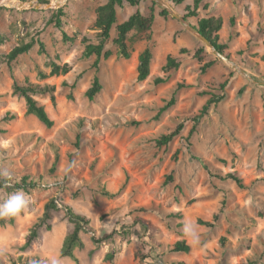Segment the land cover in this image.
<instances>
[{
  "label": "rangeland",
  "instance_id": "374dc122",
  "mask_svg": "<svg viewBox=\"0 0 264 264\" xmlns=\"http://www.w3.org/2000/svg\"><path fill=\"white\" fill-rule=\"evenodd\" d=\"M4 1L0 171L9 175L0 176V204L17 191L30 204L18 216L0 217L2 264H34L36 258L46 264H109L108 253L116 264H264V0H205V8L187 17L190 24L204 16L222 18L219 41L227 60L171 14L160 16L159 4L142 1L137 7L142 12L149 14L153 7L152 28L129 33L127 59L117 53L112 28L105 44L111 55L98 63L102 89L92 101L85 92L96 57L82 52L97 41L92 25L104 0H17L26 7ZM161 1L180 16L192 6L191 0ZM58 10L63 14L55 16ZM134 10L126 3L118 7V23ZM30 39L36 41L33 47L8 62V52ZM146 46L153 59L149 76L139 82L138 52ZM168 55L179 62L177 68L163 69ZM52 61L69 63L70 70L42 78L40 72L48 74ZM208 61L213 64L202 72ZM157 77L164 81L155 83ZM15 82L55 87L54 100L48 93L34 95L53 120L51 127L27 112ZM173 93L175 103L162 111ZM222 94L198 117L208 98ZM179 124L182 131L171 142L155 143ZM205 165L214 175L237 172L244 187L209 174ZM21 177L40 182L14 181ZM58 196L85 214L93 231L80 232L82 245L73 257L62 255L72 224L58 198L51 227L42 228L40 240L23 250L47 202ZM214 214L212 226L199 223ZM186 224L191 235L185 234ZM109 233L112 237L94 242L93 237ZM181 239L191 245L189 252L172 251Z\"/></svg>",
  "mask_w": 264,
  "mask_h": 264
},
{
  "label": "trees",
  "instance_id": "16d2710c",
  "mask_svg": "<svg viewBox=\"0 0 264 264\" xmlns=\"http://www.w3.org/2000/svg\"><path fill=\"white\" fill-rule=\"evenodd\" d=\"M144 0H106L103 4H100L96 7V17L92 25V29H94L97 33V41L96 43H87L84 47L82 52L83 57L88 58L94 55L96 58L93 62V66L95 68V74L91 81L90 86L87 88L85 95L89 100H94L95 96L100 93L102 86L100 82V78L97 74L98 70V63L101 57L108 58L111 55V51L105 49L106 42L111 38V30L115 27L116 36L113 38V43L117 47L118 55L122 56L123 58L127 59L131 56V50L129 49L128 35L130 32H134L135 34L146 33L151 30L153 22H154V13L153 7L149 8V14H143L140 9H135L125 20L118 23L117 21V8L122 7L123 4H128L131 7H138L139 4ZM177 3H181L184 0H175ZM153 5L155 4L152 2ZM192 6L187 5L186 11L187 14H184L183 17L187 20L189 16H196V9L199 7L205 8L207 3L205 0H191ZM63 14L62 10H58L54 15ZM160 16H167L168 12L165 9H161L159 12ZM59 24H57L58 26ZM194 28L198 30V32L204 36L207 40L211 42V44L218 50L220 53L226 56L225 54V45L219 41V31L222 28V18L215 17V16H204L200 17L196 20L195 23H191ZM66 38V35L64 34ZM36 43L34 39H30L29 41L22 42L16 46H14L6 55L7 61L11 62L17 59L23 53L28 52L33 45ZM40 47H43V43L41 41L37 42ZM196 57H199V53L196 52ZM228 57V56H226ZM153 59V54L150 47H144L138 54V65L136 68V80L137 81H144L150 74V66ZM200 59V58H199ZM213 64V61L205 62L201 65L200 70L204 72L208 67ZM179 62L176 59L168 55L166 64L163 69H170V68H177ZM69 63L58 64L55 61L50 62V71L48 74L40 72V76L42 78L53 75H60L65 74L70 70ZM164 79L161 77L155 78V83H161ZM229 79H225L221 84L220 87L222 91L224 90L225 86L228 84ZM63 85H66L65 83ZM55 87L50 85H33L27 84L22 85L20 83H14V92L19 96L23 97L26 105V109L28 113H31L36 116V118L44 124L46 127H51L53 125V120L48 115L47 111L45 110L44 106L38 102L34 98L36 94H50L51 100H54V92ZM223 94L217 96L216 98L210 97L203 105L200 114L206 113L208 107L222 99ZM176 101L175 93L172 94L171 98L164 104L161 108L162 111L166 110L167 108L171 107ZM8 118H12L13 116L10 113H7ZM197 117V118H198ZM183 125L179 124L176 128L168 133L162 134L159 138L155 139V143L158 146L167 145L171 142L176 136H178L182 131ZM209 174H212L211 170L205 165ZM215 177L219 179H230L236 183L238 187H244L243 180L237 172H227L224 176L215 174ZM170 179V176H168ZM4 181V180H3ZM15 182L19 183L20 185H38L40 181L28 179V177H21L19 180H14ZM169 181V180H167ZM2 183V182H0ZM108 193V192H107ZM60 199V203L62 209L65 211L66 216L68 217L69 221L71 222L72 226L71 229L66 233L64 240L62 242L61 253L64 256L73 257V251L76 247L82 245V241L80 238V232L83 230L86 231H93L90 226V219L83 213L78 212L73 209L72 206L62 201V199L58 196L57 198H51L46 206L43 216L40 220L33 225L30 232L27 234L22 249H27L32 246V244L36 241L40 240L41 236V229L46 228L49 229L51 227V222L54 217V211L56 208V201ZM224 202H222L223 205ZM180 215V214H178ZM217 214L213 215V219L211 221H203L199 220L200 224L206 226H212L213 222L216 221ZM112 237V233L105 234L102 237L95 238L93 240L95 243H99ZM191 249V245L186 242V240L181 239L177 240L173 246L172 251L174 252H189ZM106 260L109 264H116L115 257L113 253H108L106 256ZM2 260H0V264H2ZM34 264H46L45 260L36 258ZM142 264V263H139Z\"/></svg>",
  "mask_w": 264,
  "mask_h": 264
},
{
  "label": "clouds",
  "instance_id": "9594fccd",
  "mask_svg": "<svg viewBox=\"0 0 264 264\" xmlns=\"http://www.w3.org/2000/svg\"><path fill=\"white\" fill-rule=\"evenodd\" d=\"M8 171H0V176H8ZM30 201L27 195L22 191H17L9 195L8 199L0 204V217H15L27 210ZM185 234L191 235L190 226L185 225ZM52 264H58V261L53 260Z\"/></svg>",
  "mask_w": 264,
  "mask_h": 264
},
{
  "label": "water",
  "instance_id": "95a60500",
  "mask_svg": "<svg viewBox=\"0 0 264 264\" xmlns=\"http://www.w3.org/2000/svg\"><path fill=\"white\" fill-rule=\"evenodd\" d=\"M154 2H156L157 4H159L162 9L167 10V12L169 14H171V16H173L174 18H176L186 29H188L192 34H194L195 36H197L201 41H203L217 56L223 58L224 60H227L226 56L223 55L222 53H220L218 50L215 49V47L211 44V42L209 40H207L204 36H202L198 30L196 28H194V26H192L183 16H180L179 14H177L175 11H173L170 7H168L167 5H165L161 0H153ZM50 6V5H49ZM232 66L240 73L247 75V73L239 68L237 66V64L232 63Z\"/></svg>",
  "mask_w": 264,
  "mask_h": 264
},
{
  "label": "bare ground",
  "instance_id": "6f19581e",
  "mask_svg": "<svg viewBox=\"0 0 264 264\" xmlns=\"http://www.w3.org/2000/svg\"><path fill=\"white\" fill-rule=\"evenodd\" d=\"M57 2V4H61L62 2L59 0H55ZM59 2V3H58ZM5 4L7 5H11V6H19V7H26L29 6V4H25L23 2H19L17 0H8V1H4Z\"/></svg>",
  "mask_w": 264,
  "mask_h": 264
},
{
  "label": "crops",
  "instance_id": "0c3cea01",
  "mask_svg": "<svg viewBox=\"0 0 264 264\" xmlns=\"http://www.w3.org/2000/svg\"><path fill=\"white\" fill-rule=\"evenodd\" d=\"M105 1H106V0H104L101 4H103ZM135 9H137V7H135ZM140 11H141V10H140ZM141 12H142V11H141ZM131 13H132V12H131ZM131 13H130V14H131ZM142 13L145 14V15H147V14L144 13V12H142ZM130 14H129V15H130ZM111 33H112V30H111ZM141 50H142V49H141ZM141 50H140V51H141ZM140 51H139V52H140ZM139 52H138V54H139Z\"/></svg>",
  "mask_w": 264,
  "mask_h": 264
}]
</instances>
